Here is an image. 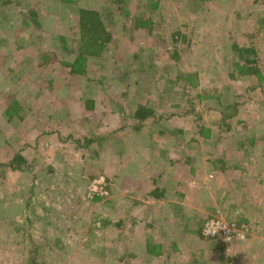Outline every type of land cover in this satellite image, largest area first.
I'll return each instance as SVG.
<instances>
[{"label":"rangeland","instance_id":"obj_1","mask_svg":"<svg viewBox=\"0 0 264 264\" xmlns=\"http://www.w3.org/2000/svg\"><path fill=\"white\" fill-rule=\"evenodd\" d=\"M58 1L29 0L46 19L42 26H28L27 16L23 21L14 14L24 0L0 4V21L6 22L8 14L13 18L0 27V37L6 39L5 45L0 39V48L5 56L18 52V64L10 72L8 63L0 66V162L21 151L34 163L0 172V264H264V203L248 199L252 163L244 162L253 147L249 140L242 147L245 135L264 146V71L256 77L228 78L229 65L239 61L232 42L250 44L246 40L255 30L264 35V0H132L133 9L139 1L161 8L153 12L152 33H130L120 22L118 44L129 46L131 65L135 67L138 53L143 64L153 63L171 77L179 71L184 78L198 72L194 89L188 88L190 81L175 85L168 105L157 111L162 119L148 121L139 131L120 112L126 105L134 111L146 102V93L128 88L112 61L91 63L85 76L72 77L59 90L54 88L61 63L41 76L34 71L42 50L58 48L54 36L69 28L68 22L54 21ZM78 1L101 9L113 0ZM64 15L71 17L60 13ZM12 31L26 36L19 50L11 46L16 37ZM175 49L183 58L181 67L169 58ZM151 73L156 77L158 70ZM84 85L92 92L87 89L86 94ZM5 92L22 100V124L4 115ZM81 94L96 99L97 115H84ZM161 96L151 94L150 103L156 105ZM229 102H238V114L224 120L219 108ZM84 135L101 138L82 147L76 138L84 141ZM149 144L154 148L143 151ZM157 148L163 150L161 156ZM261 155L256 150L255 158ZM135 167L146 176L143 190L134 186ZM159 173V185L167 190L161 200L150 194L151 178ZM101 177L104 190L98 187ZM255 205L262 212L248 211ZM214 216L239 222L247 237L226 243L205 236L204 224ZM149 241L161 246V253H153L158 257L147 254Z\"/></svg>","mask_w":264,"mask_h":264},{"label":"trees","instance_id":"obj_2","mask_svg":"<svg viewBox=\"0 0 264 264\" xmlns=\"http://www.w3.org/2000/svg\"><path fill=\"white\" fill-rule=\"evenodd\" d=\"M245 1H249V0H245ZM11 2L12 0H4V2L2 3L0 2V4H4V3L6 4ZM18 3L19 5L22 4L21 1H19ZM130 3H133L132 0L131 1L113 0L112 3H110V5L100 9L90 6H81L78 0H59L55 4L58 10H56L57 15L55 16L54 21H56V23L68 22L67 24L69 25V28L67 32L56 34L54 36V42L52 41V43L53 45L57 44L58 48H56L55 46V48L49 49L48 53L47 51L41 49L42 52L41 55H39V60L37 64L34 65L35 67L34 71L37 72V75L41 76L40 73H42V71L44 72L46 70H49L56 63H61L62 67H61L60 82H57L56 83L57 86L56 88H54L56 90H59V88L63 84L67 82H71L70 80L72 79V77L76 78L78 76H85L87 74L88 66L91 63L102 62V64H106L112 61L111 62L112 64H110V66L111 65L117 66L122 70L120 75L125 78L126 80L125 82H127L128 88L137 87V90L140 91L142 90L144 91V93H146L145 94L146 100H144L146 102L138 103L134 111L129 112L127 110L129 108L128 105H126L125 108H122L121 112L119 111L121 113V117L125 120L128 119L130 123H133V125L136 126V130L139 131V129L143 125H145L148 121L153 119L155 121H158L162 119V118L161 119L157 118V111L168 105L172 94L176 92L175 85L179 83L186 85L188 84V81H190L192 85L189 83L188 88L190 87L191 89H194L195 81L193 75L198 72L190 74L189 76L184 78L185 76L184 71L182 72L179 71L178 74L175 75V77L174 76L171 77L169 74L168 75L165 74V70H159L157 66L153 63L143 64V61L140 60L142 54H138V53H136L137 56L134 55L137 61V63H135V67L131 65L132 57L129 56L130 55L129 46L128 45L122 46V43L118 44V42H120V38L116 35L117 33L116 31H118L120 22L122 21L121 23L126 29L130 31V33H133L134 31H138L139 29H144L147 33H152L154 30L153 12L157 9H160L161 6L158 5L156 9H154L152 5L150 8L147 7V5L142 4L143 3L142 1H139L136 8L133 9L132 7H130L131 6ZM189 3L199 4L197 0H189ZM23 6L24 7L20 9V13H14V14H19V17L22 16L23 21L27 16L28 26H31L32 24L35 23L37 25L42 26L44 23L47 22L45 18L40 16V12L33 9V7L35 8L37 7V4L32 5L31 3L30 6L29 0H24ZM61 12L65 14L67 12V14H71V17L64 15L65 19L61 18L60 16ZM131 13L134 14L133 17H130ZM146 14H148V18L143 17V15ZM31 16H33V19ZM8 17L12 18L8 14L7 17H5V19L7 20L6 22H4V19L0 21V27L3 24L9 22ZM48 21L52 23L53 20L51 18ZM257 27H258V23L253 25L254 29H256ZM257 32L260 33L259 30H255V33H251L250 36H248L249 39L247 40L244 39L248 41L250 44H247L246 42L244 46H241L238 39L237 41L232 42L231 50L233 51V56H235L236 59L239 58V61H232L234 62L233 65H229L230 67L228 69V73H229L228 78L230 80L238 79L240 77H245V76L256 77L262 75V71H264V35L262 34L259 35ZM10 33L12 37L16 36V32L12 31ZM25 37H26L25 35H23V37L21 36L14 37L13 41L11 42V46L19 50V48L22 47L20 41H23ZM0 39L3 41V45H5L4 43H6V39L3 37H0ZM239 40H243V39H239ZM2 49L3 48H0V62H1L0 66L8 63L9 64L8 69L10 72V68L18 64L17 62L18 52L15 53L11 52L8 53L7 56H5L3 54ZM169 56H170L169 58L172 59L173 61H177L176 63H178L179 67L183 66L182 65L183 58L181 57L178 49L171 50L169 52ZM30 62L31 61H25V62L23 61L22 63L21 61V65L30 64ZM138 65L139 67H137ZM197 65L198 63L195 66ZM154 70H158V75L156 77L153 76L154 73H151L152 71L154 72ZM169 71H172V68ZM141 75L144 76L143 80L140 78L142 77ZM48 76H49V72L47 73L46 78L44 77V79H47ZM131 76L132 79H129ZM21 77H23V74L21 75ZM4 78L6 79V76ZM54 83L52 85H54ZM0 85L2 86L1 83ZM139 85L141 86L139 87ZM87 89H89V91L92 92L89 86L84 85V91L86 94H87ZM156 92H161L162 96L158 101H156V105H155L150 103L151 100L150 95ZM179 93H181V91H179ZM208 95L209 94L203 96L208 98ZM78 96H80V98L83 100L84 115L85 113L91 116L97 115L96 99L89 95L83 96L81 94ZM4 98H5L4 99L5 103L3 106L5 109L4 115L5 116L7 115L8 121L11 123L12 122L14 123L15 121L21 123V121L24 120L25 118L24 116L26 114V112L24 111L25 106L22 105L23 104L22 100L17 96H15L14 94H12L11 92L6 93V96ZM54 109H55L54 111L56 112L59 111L58 106H57L58 111L56 110V108ZM115 111L117 112L116 109ZM219 112H221L224 120H226V118L234 119L238 114V102L237 103L229 102L228 105H226L225 109H222V107L219 108ZM51 115L54 116L52 112ZM83 119L89 121L88 119H90V116L88 117L84 116ZM223 124H226V122H223ZM62 126L63 125H60V123L58 124V127H62ZM199 128L200 131H204L203 126H199ZM183 131L184 130H179V132H183ZM53 132H56V130L55 129L51 130L49 133H53ZM244 137L242 138V147L246 146L245 143L248 140H249L248 141L249 146H254L257 143V140L256 138H254V136L251 137L250 139L248 135H245ZM262 137L263 136L261 134V138ZM83 138L84 141L81 140L82 137L76 139L77 141H79L82 147H89L99 142L101 136H98L97 138L93 136L91 137L84 135ZM263 141H264V137H263ZM152 145L154 146V144ZM153 146L149 144L146 146V148L143 149V151L149 152L154 148ZM170 148L171 146L168 145L167 150H169ZM157 151H158V155L161 156L160 154L163 153V150L161 148H157ZM247 162L248 160H245L244 163L246 164ZM33 164H34L33 162H30V158L24 155L20 151L15 153V155L12 157L11 160L0 162V172L6 173L8 172V170H13V171L21 170V169L24 170L25 167L30 168V166H32ZM240 166L237 168L244 169L243 166L241 167ZM242 171L244 172V170ZM154 175L151 178V182L153 184L151 185L152 188L150 194L155 199L161 200L162 198L165 197L167 191L166 187L159 185V180L163 176V174L159 173L155 176ZM132 178L135 180L134 186L136 187V189L143 190V182L146 176L144 174L142 175V173L139 172V168H137L135 174L132 175ZM160 247L161 246L156 247V245H153V243L150 241L147 242L146 248L149 257L151 258H153L154 256L158 257L154 254H156V251L157 254L162 252V249Z\"/></svg>","mask_w":264,"mask_h":264},{"label":"crops","instance_id":"obj_3","mask_svg":"<svg viewBox=\"0 0 264 264\" xmlns=\"http://www.w3.org/2000/svg\"><path fill=\"white\" fill-rule=\"evenodd\" d=\"M256 143V142H255ZM259 141L253 147V155L251 157H248V162H251L252 164L249 166V176L248 181L251 186L248 187V199L253 202L254 204H257L259 202L264 203V146H259ZM260 149L262 152L261 157L255 158L256 150ZM239 165H233L234 168H237ZM230 168V165H228ZM251 167V168H250ZM251 178V179H250ZM226 196V193H223ZM249 212H262L260 206H253L248 208ZM236 212H238L236 210ZM258 215V214H257ZM238 217H242V214L238 212ZM264 222V221H263Z\"/></svg>","mask_w":264,"mask_h":264},{"label":"built area","instance_id":"obj_4","mask_svg":"<svg viewBox=\"0 0 264 264\" xmlns=\"http://www.w3.org/2000/svg\"><path fill=\"white\" fill-rule=\"evenodd\" d=\"M98 187L104 190V177L98 180ZM97 187V188H98ZM247 228L239 222L229 220L223 216L210 218L203 228V234L210 238L221 239L223 242L230 243L236 240H243L247 237Z\"/></svg>","mask_w":264,"mask_h":264}]
</instances>
